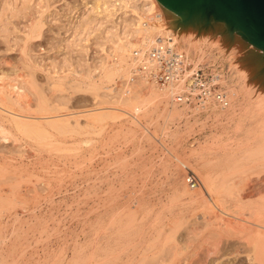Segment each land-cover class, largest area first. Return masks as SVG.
I'll list each match as a JSON object with an SVG mask.
<instances>
[{"label":"rangeland","instance_id":"1","mask_svg":"<svg viewBox=\"0 0 264 264\" xmlns=\"http://www.w3.org/2000/svg\"><path fill=\"white\" fill-rule=\"evenodd\" d=\"M145 6L146 0H0V72L16 78L33 111L32 118H25L28 123L15 127L11 139L0 142V158L4 155L12 168L29 173L26 179L35 183L14 202L17 214L9 221L14 222L13 228L0 232V239L8 238L5 246L9 249L0 264H59L60 251L67 256L60 264H71L95 251V242L101 236L94 233L122 215L121 208L126 207L129 197L144 200L156 209L179 193L176 188L182 190L186 183L191 184L188 179L193 168L178 169L161 131L153 125L149 133L143 122L129 123L128 115L115 107L116 99L122 97L119 94L125 92L122 88L127 76L117 72L113 81L99 86L103 66L112 64L119 38L134 42L130 34L137 19L146 13ZM196 26L210 28L201 23ZM229 32L232 35L235 29ZM209 38L188 52L190 65L201 53L198 64H203L208 73L213 68L222 73L226 90L237 89L243 80L234 65L236 51L221 37ZM174 43L186 54L182 40ZM131 87L134 89L132 85L127 89ZM176 104L185 109L177 151L187 156L191 149L208 141L215 130L206 111L193 115L192 104ZM189 159L195 163L192 157ZM108 200H114L113 209L104 210ZM168 225L163 236L168 233L169 237L171 223ZM183 225L179 230L182 233H177L180 239L186 231ZM140 231L135 241L114 244L122 249L114 251L120 259L112 258L110 264H172L173 251L165 237L167 242L156 243L152 240L153 228L145 223ZM228 244L217 262L210 256L201 263L203 250L199 249L201 254L191 264L252 263L243 256L241 245H237L242 247L241 252L235 253L236 245ZM194 246L185 248L182 243L179 252H188ZM178 258L173 264H182Z\"/></svg>","mask_w":264,"mask_h":264},{"label":"bare ground","instance_id":"2","mask_svg":"<svg viewBox=\"0 0 264 264\" xmlns=\"http://www.w3.org/2000/svg\"><path fill=\"white\" fill-rule=\"evenodd\" d=\"M146 1L147 6L143 7L146 13L137 19L138 23L134 25L130 34L134 42L119 38L112 55V64L103 66L99 86L113 81V76L117 72L120 76H127L122 88L125 92L119 94L122 97L116 99L117 106L115 107L122 110L118 111L128 115L125 114L129 123L142 125L143 122L146 130L154 125L161 131L170 144L178 169L179 167L186 168V170L187 168L194 169L189 175L192 185L186 183L184 189L176 188V192L179 193L174 195V198L172 196L168 202L160 203L156 209L153 208V204L143 203L144 200L137 197L132 199L129 197L127 204L125 203L126 207L121 208L123 217L121 215L117 219H112L108 224L109 227L100 230L101 234L98 231L94 233L95 236H101L95 242L97 243L95 251L86 257L74 259L71 264H110L112 258L117 259L118 257L114 251L122 249L116 248L114 244L117 246L120 241L124 244L135 241L142 232L140 229L144 227V223L153 228L155 239L153 237L152 240L156 243L168 241L166 242L173 251L171 259L169 258L172 264L184 250L179 252L182 243L185 248L196 245L191 248L192 250L186 251L187 253L183 251V255L180 256L183 260L182 264H191L194 258L197 259L199 249L203 250L201 263L203 259L207 260L210 256H215L217 262L222 256L220 251L225 248L224 246L229 245L228 243L236 245L233 250L231 244L235 253L236 251L241 252L243 247L242 252L245 253L243 256L247 261L264 264V53L237 32L231 35L232 32H229L223 21L209 24L210 26L207 27L210 28L202 26L198 28L196 24L200 22L187 21L179 12L166 7L159 0ZM143 17L144 20H142ZM181 21H185V24H180ZM38 25L39 23H36V26ZM167 35L171 36L173 42L182 40L184 46L186 45V54L176 47L182 53L184 63L188 67L190 60L187 54L190 50H195L199 43L213 36L228 41V44L232 45L233 50L236 51L234 65L239 79L243 80L237 89L228 91L224 85L227 81L222 77V73H218L216 79L212 78L213 82L219 84L218 93L222 99L215 97V94L208 95L203 103L193 105L192 113L196 115V112L206 111L207 119L212 121L211 125L215 131L208 141L198 144L189 151L187 156L186 153L177 151L178 145L182 142L183 135L179 124L185 109L179 108L177 101L173 99L176 93L187 87L185 78L198 66L201 53L198 54V59L192 62V67L185 70L183 78L158 83L143 70L135 78H131L132 71L138 70L139 64L133 51L137 50L143 54L150 49L156 39ZM131 46L134 47L131 49ZM92 84L94 85V82ZM128 85L134 86V89L132 87L127 89ZM184 105L186 107L188 104ZM32 112L30 101L23 89L17 85L16 78L1 71L0 142L11 139L15 127L18 124L28 123L30 120L25 118H32ZM189 157H192L195 163L192 164ZM28 176L29 173L12 168L10 161L6 160L4 155L1 156L0 232L2 233L14 226L12 221L9 224L10 218L16 213L13 211L14 202L26 194L24 190L34 187V181L30 178L26 179ZM35 198L38 199L37 194ZM114 200H108L110 202L106 203L107 205L104 204V210L113 209L111 204H114ZM33 205L32 213L35 207ZM197 211L200 215L196 214ZM198 218L201 220H197ZM169 222L171 223L170 232L168 231L169 237L166 236L168 233L163 236L166 232L165 227L170 226ZM99 223L97 220L96 224L99 225ZM182 224L186 225H183L186 231L180 239L177 233L181 232L180 227L183 229ZM7 243L8 238L2 236L0 262H4L8 257ZM237 245L242 247L239 248ZM75 252L76 250L72 254H77ZM151 254L153 256V253ZM232 255L234 256V253ZM58 256L59 264L66 262L67 256L65 257L62 251ZM145 257L147 258V255ZM223 257L227 256L223 255Z\"/></svg>","mask_w":264,"mask_h":264},{"label":"built area","instance_id":"3","mask_svg":"<svg viewBox=\"0 0 264 264\" xmlns=\"http://www.w3.org/2000/svg\"><path fill=\"white\" fill-rule=\"evenodd\" d=\"M134 57L139 64L136 71H132L131 78H135L140 71H146L150 78H154L158 83H167L171 80L183 78L188 65L184 63L182 53L176 47V43L172 41L171 36L167 35L156 39L143 54L137 50L133 51ZM218 70L208 73L203 64H198L196 69L191 71L185 78V90L176 93L174 100L178 103L199 105L204 102L208 95L215 94V97L222 99L218 93V82H213L212 78H217ZM132 80V79H131ZM192 183V179H188Z\"/></svg>","mask_w":264,"mask_h":264},{"label":"water","instance_id":"4","mask_svg":"<svg viewBox=\"0 0 264 264\" xmlns=\"http://www.w3.org/2000/svg\"><path fill=\"white\" fill-rule=\"evenodd\" d=\"M184 19L209 25L223 21L264 53V0H159ZM211 18V19H210ZM203 22V23H202Z\"/></svg>","mask_w":264,"mask_h":264}]
</instances>
